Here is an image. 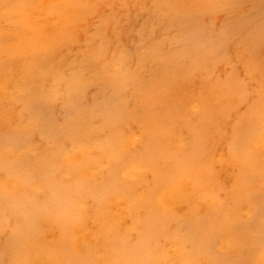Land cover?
<instances>
[{"label": "rangeland", "instance_id": "374dc122", "mask_svg": "<svg viewBox=\"0 0 264 264\" xmlns=\"http://www.w3.org/2000/svg\"><path fill=\"white\" fill-rule=\"evenodd\" d=\"M12 1L54 38L40 54L0 58V264H264V159L253 176L251 147H240L236 161L232 137L247 99L264 89V0ZM0 30L32 50L35 31L8 20ZM75 65L84 74L78 88L68 84ZM214 89L215 115L203 124Z\"/></svg>", "mask_w": 264, "mask_h": 264}, {"label": "bare ground", "instance_id": "6f19581e", "mask_svg": "<svg viewBox=\"0 0 264 264\" xmlns=\"http://www.w3.org/2000/svg\"><path fill=\"white\" fill-rule=\"evenodd\" d=\"M36 1H38V0H28V2L29 3H31V4H33V3H35ZM157 1V0H156ZM162 1V0H161ZM161 1H159V2H161ZM168 1V0H167ZM174 1V0H173ZM241 1V0H240ZM254 1V0H253ZM256 1V0H255ZM171 2H172V0H171ZM171 2H170V4H171ZM232 2V1H231ZM243 2V1H242ZM250 2H251V0H250ZM92 3V2H91ZM154 3V2H153ZM201 3V2H200ZM207 3H208V1H207ZM248 3V2H247ZM260 3H262V2H260ZM93 4V3H92ZM168 4V3H167ZM175 4V6H176V4L177 3H174ZM192 4V3H191ZM202 4V3H201ZM229 4H231V3H229ZM228 4V5H229ZM257 4V3H256ZM204 5H205V3H204ZM212 5V4H211ZM245 5V4H244ZM61 6V5H60ZM153 6V5H152ZM156 6H158V5H156ZM169 6V5H168ZM178 6V5H177ZM184 6V5H183ZM208 6H209V4H208ZM226 6V5H225ZM241 6V5H240ZM257 6V5H256ZM261 6V5H260ZM14 7H15V5H14V3H13V1L12 0H0V8H4V11L3 12H1L0 13V21H3V20H5V21H9L10 23H13L14 25H16V26H18V25H21L22 27H24L25 29L26 28H28V29H30L32 32H34L35 30L33 29L34 27H32L31 25H29L28 23H26V19H27V17H26V15L25 14H23L22 12H20L19 10H15L14 9ZM124 7V6H123ZM187 7V6H186ZM213 7V6H212ZM234 7V6H233ZM250 7V6H249ZM60 8V7H59ZM119 8V7H118ZM142 8H144V7H142ZM168 8V7H167ZM197 8H199L198 6H197ZM201 8H202V6H201ZM208 8V7H207ZM209 8H211V7H209ZM217 8V7H216ZM222 8V7H221ZM232 8V7H231ZM150 9V8H149ZM161 9V8H160ZM159 9V10H160ZM172 9V8H171ZM175 9V8H174ZM191 9V8H190ZM193 9V8H192ZM203 9V8H202ZM219 9V8H218ZM223 9L224 8H222L221 10L223 11ZM226 9V8H225ZM237 9V8H236ZM252 9V8H251ZM125 10V9H124ZM127 10V9H126ZM144 10V9H143ZM155 10H157V7H156V9ZM162 10H164L165 11V8L164 9H162ZM176 10V9H175ZM179 10V9H178ZM189 9H187V11H188ZM207 10V9H206ZM205 10V11H206ZM216 10V9H215ZM220 10V11H221ZM233 10H235V9H233ZM255 10V9H254ZM141 11V10H140ZM167 11V10H166ZM177 11V10H176ZM181 11V10H180ZM179 11V12H180ZM190 11V10H189ZM193 11V10H192ZM196 11V10H195ZM217 11H219V10H217ZM227 11V10H226ZM242 11V10H241ZM127 12V11H126ZM173 12H175V11H173ZM178 12V13H179ZM184 12V11H183ZM202 12H204V11H202ZM208 12H210V11H208ZM239 12V11H238ZM249 12V11H248ZM256 12V11H255ZM120 13V12H119ZM139 13V12H138ZM177 13V12H176ZM182 13V12H181ZM180 13V14H181ZM212 13V12H211ZM214 14H215V12H213ZM155 14V13H154ZM168 14V13H167ZM192 14V13H191ZM210 14V13H209ZM234 14V13H233ZM247 14V13H246ZM255 14V13H254ZM253 14V15H254ZM262 14V13H261ZM147 15V14H146ZM166 15V14H165ZM171 15V14H170ZM184 15H185V13H184ZM238 15V14H237ZM250 15V14H249ZM262 15H264V14H262ZM261 15V16H262ZM119 16V15H118ZM152 16V15H151ZM158 16H160V15H158ZM178 16V15H177ZM202 16V15H201ZM169 16H167V18H168ZM173 17H174V15H173ZM186 17H187V14H186ZM178 18H179V16H178ZM189 18V17H188ZM202 18V17H201ZM232 18V17H231ZM264 18V17H263ZM144 19V18H143ZM172 19V18H171ZM260 19V18H259ZM168 20V19H167ZM182 20V19H181ZM251 20H252V18H251ZM261 20V19H260ZM142 22H143V20H141ZM262 21V20H261ZM260 21V22H261ZM147 22V21H146ZM175 22V21H174ZM185 22V21H184ZM190 22V21H189ZM252 22V21H251ZM172 23H173V21H172ZM176 23V22H175ZM178 23V22H177ZM183 23V22H182ZM186 23V22H185ZM191 23V22H190ZM190 23H189V25H190ZM256 23V22H255ZM257 23H258V21H257ZM140 24V23H139ZM193 24V23H192ZM238 24V23H237ZM243 24H245V23H243ZM115 25V24H114ZM204 25V24H203ZM262 25V24H261ZM260 25V26H261ZM145 26V25H144ZM200 26V25H199ZM212 26V25H211ZM210 26V27H211ZM251 26V25H250ZM126 27V26H125ZM166 27H168V26H166ZM172 27V26H171ZM175 27V26H174ZM227 27V26H226ZM252 27V26H251ZM263 27V26H262ZM106 28V27H105ZM141 28V27H140ZM169 28V27H168ZM203 28V27H202ZM205 28V27H204ZM241 28V27H240ZM248 28V27H247ZM163 29V28H162ZM180 29V28H179ZM184 29V28H183ZM200 29H201V27H200ZM133 30H137V29H133ZM139 30V29H138ZM137 30V31H138ZM184 30H186V29H184ZM189 30V29H188ZM209 30V29H208ZM224 30V29H223ZM149 31V30H148ZM163 31V30H162ZM179 31V30H178ZM197 31V30H196ZM254 31V30H253ZM3 31H1L0 30V34L2 33ZM47 31H42V32H37V31H35V33H33V40H32V44H31V46H32V50H30L28 47H25V46H23L22 44L23 43H21V41L20 40H16V41H12V40H10V39H8V37H4L3 36V34H1L0 35V58H5V57H7V56H9V55H12L13 53H22L23 51H25L26 49H28V54L29 55H37V54H40L41 53V51H46L48 48H49V45H51V42H53V40H47L46 39V37H49V39L50 38H54V36H53V34L51 35V34H48V33H46ZM118 32V31H117ZM164 32V31H163ZM181 32H183V31H181ZM190 32H191V30H190ZM212 32V31H211ZM222 32V31H221ZM244 32V31H243ZM264 32V31H263ZM200 33H201V30H200ZM234 33V32H233ZM240 33V32H239ZM46 34H48V35H46ZM123 34H124V32H123ZM122 34V35H123ZM164 34V33H163ZM179 34H180V32H179ZM182 34V33H181ZM180 34V35H181ZM202 34V33H201ZM222 34H223V32H222ZM43 36V37H41V36ZM137 35V34H136ZM161 35H162V33H161ZM180 35H179V37H180ZM194 35V34H193ZM262 35H264V33L262 34ZM100 36H102V35H100ZM198 36V35H197ZM200 36V35H199ZM169 37V36H168ZM204 37V36H203ZM222 37V36H221ZM109 38V37H108ZM159 38H161V37H159ZM174 38V37H173ZM183 38V37H182ZM190 38V37H189ZM207 38V37H206ZM229 38V37H228ZM46 39V40H45ZM167 39V38H166ZM209 39V38H208ZM217 39V38H216ZM224 39V38H223ZM227 38H225V40H226ZM241 39V38H240ZM109 40V39H108ZM107 40V41H108ZM157 40H158V38H157ZM170 40H172V39H170ZM218 40H219V38H218ZM222 40V39H221ZM220 40V41H221ZM200 41H202V40H200ZM159 42H162V41H160L159 40ZM178 42V41H177ZM179 42H181V41H179ZM192 42V41H191ZM210 42V41H209ZM182 43H183V41H182ZM215 43V42H214ZM220 43V42H219ZM21 44V45H20ZM189 44V43H188ZM191 44V43H190ZM199 44V43H198ZM222 44V43H221ZM221 44H219V45H221ZM176 45V44H175ZM181 45V44H180ZM210 45V47L212 48V46H211V43L209 44ZM206 46V45H205ZM177 47H179V46H177ZM195 47V46H194ZM200 46H198V48H199ZM220 47H222V46H220ZM245 47V46H244ZM157 48V47H156ZM172 48V47H171ZM180 48V47H179ZM178 48V49H179ZM192 48V47H191ZM202 48V47H201ZM217 48V47H216ZM215 48V49H216ZM251 48V47H250ZM10 49H13V51H11L10 53H7V51L8 50H10ZM158 49V48H157ZM167 49V48H166ZM195 49V48H194ZM200 49V48H199ZM152 50H153V48H152ZM152 50H151V52H152ZM173 50V49H172ZM188 50V49H187ZM217 50V49H216ZM156 51H158V50H156ZM166 51V50H165ZM165 51H162V52H165ZM182 52L184 51V50H181ZM195 51V50H194ZM197 51V50H196ZM221 51V50H220ZM143 52V51H142ZM154 52H155V50H154ZM153 52V53H154ZM169 52V51H168ZM178 52V51H177ZM177 52H176V55H178L177 54ZM185 52V51H184ZM183 52V53H184ZM226 52V51H225ZM173 53V52H172ZM141 54V53H140ZM152 54V53H151ZM156 54V53H155ZM153 55V54H152ZM156 55H158V54H156ZM160 55V54H159ZM168 55V54H167ZM81 56V55H80ZM166 56V55H165ZM187 56V55H186ZM217 56V55H216ZM220 56V55H219ZM223 56L224 55H222V58H223ZM79 57V56H78ZM150 57V56H149ZM161 57V56H160ZM166 57H168V56H166ZM184 57V56H183ZM190 57V56H189ZM221 57V56H220ZM253 57V56H252ZM257 57V56H256ZM151 58V57H150ZM154 58V57H153ZM165 58V57H164ZM163 58V59H164ZM175 58V57H174ZM187 58V57H186ZM192 57H190V59H191ZM236 58V57H235ZM258 58V57H257ZM155 59V58H154ZM159 59V58H158ZM161 59H162V57H161ZM193 59H194V57H193ZM197 59V58H196ZM221 59V58H220ZM219 59V60H220ZM226 59V58H225ZM186 60H188V59H186ZM215 60V59H214ZM254 60V59H253ZM259 60V59H258ZM73 61V60H72ZM178 61V60H177ZM182 61V60H181ZM180 61V62H181ZM184 61V60H183ZM182 61V62H183ZM192 61H194V60H192ZM218 61V60H217ZM216 61V62H217ZM117 62V61H116ZM158 62H160V61H158ZM158 62H156V63H158ZM250 62V61H249ZM71 63V62H70ZM176 63H178V62H176ZM194 63V62H193ZM255 63V62H254ZM223 64H224V62H223ZM264 64V63H263ZM170 65V64H169ZM181 65H183V63H181ZM186 65V64H185ZM76 67H74V68H76V71H75V76L74 77H72V79H71V81H69L68 82V84H70V86L71 85H75V86H77V88H78V86L81 84L82 85V79L80 78L81 76H83L84 74H83V70L81 69L82 67H80V66H78V65H75ZM120 66V65H119ZM157 66V65H156ZM229 66H231V65H229ZM246 66V65H245ZM166 67V66H165ZM170 67V66H169ZM179 67H180V65H179ZM178 67V68H179ZM182 67V66H181ZM185 67V66H184ZM198 68H199V66H197ZM232 67V66H231ZM171 68V67H170ZM173 68V67H172ZM176 68V67H175ZM177 68V69H178ZM192 68H193V64H192ZM201 68H202V66H201ZM207 68V67H206ZM234 68V67H233ZM114 69V68H113ZM168 69V68H167ZM184 69V68H183ZM254 69V68H253ZM262 69V68H261ZM71 71H72V69H70ZM74 70V69H73ZM119 70V69H118ZM163 70V69H162ZM171 70V69H170ZM186 70H188V69H186ZM185 70V71H186ZM206 70V69H205ZM204 70V71H205ZM255 70H257V69H255ZM156 71V70H155ZM160 71V70H159ZM164 71V70H163ZM178 71H179V69H178ZM189 71V70H188ZM224 71H225V69H224ZM55 72H56V70H55ZM173 72V71H172ZM218 72V71H217ZM235 72H237V71H235ZM148 73V72H147ZM176 72H174L173 74H175ZM211 73H213V69H212V72ZM210 73V74H211ZM221 73H222V71H221ZM253 73H254V71H253ZM57 74H58V72H57ZM64 74V73H63ZM62 74V75H63ZM183 74V73H182ZM202 74H204V73H202ZM235 74V73H234ZM249 74V73H248ZM55 75H56V73H55ZM71 75V74H70ZM77 75V76H76ZM200 75V74H199ZM212 75V74H211ZM210 75V76H211ZM250 75V74H249ZM61 76V75H60ZM65 76H67V75H65ZM114 76V75H113ZM166 76V75H165ZM186 76V75H185ZM184 76V77H185ZM194 76V75H193ZM192 76V77H193ZM201 76V75H200ZM152 77V76H151ZM154 77V76H153ZM153 77L151 78V79H153ZM156 77V76H155ZM189 77V76H188ZM217 77V76H216ZM220 77V76H219ZM236 77V76H235ZM83 78V77H82ZM115 78V77H114ZM140 78V77H139ZM146 78V77H145ZM149 78V77H148ZM157 78V77H156ZM164 78V77H163ZM155 79V78H154ZM165 79V78H164ZM174 79L176 80L177 79V75L176 76H174ZM188 79H190V78H188ZM236 79V78H235ZM58 80V79H57ZM114 80V79H113ZM132 80V79H131ZM149 80V79H148ZM217 80V79H216ZM225 80V79H224ZM240 80V79H239ZM89 81V80H88ZM114 81H116V80H114ZM123 81V80H122ZM137 81V80H136ZM139 81V80H138ZM141 81V80H140ZM164 81V80H163ZM210 81V80H209ZM222 81V80H221ZM227 81V80H226ZM225 81V82H226ZM57 82V81H56ZM55 82V83H56ZM121 82V81H120ZM160 82V81H159ZM166 82H167V87H168V89H169V91L171 92V94H178L179 93V87L177 86V84H174L173 85V83L171 82V81H169V78L166 80ZM224 82V81H223ZM222 82V83H223ZM236 82V81H235ZM234 82V83H235ZM240 82H241V80H240ZM38 83H40V82H38ZM89 83V82H88ZM87 83V84H88ZM113 83V82H112ZM122 83V82H121ZM175 83V82H174ZM247 83H249L250 84V82H247ZM246 83V84H247ZM37 84V83H36ZM113 84H115V83H113ZM112 84V85H113ZM160 84V83H159ZM225 84V83H224ZM231 84V83H230ZM235 84H237V83H235ZM249 84H247V86L249 85ZM261 84H263V83H261ZM24 85V84H23ZM31 85H33V84H31ZM30 85V86H31ZM57 85V84H56ZM60 85V84H59ZM138 85V84H137ZM136 85V86H137ZM145 85V84H144ZM148 85V84H147ZM146 85V86H147ZM152 85H154V84H152ZM151 85V86H152ZM165 85V84H164ZM175 85L177 86V87H175ZM216 85V84H215ZM223 85V84H222ZM38 86V85H37ZM43 86V85H42ZM41 86V87H42ZM64 86V85H63ZM134 86V85H133ZM139 86V85H138ZM157 86V85H156ZM224 86V85H223ZM235 86V85H234ZM27 87V86H26ZM99 87V86H98ZM113 87V86H112ZM125 87V86H124ZM130 87V86H129ZM222 87V86H221ZM229 87V86H228ZM16 88V87H15ZM18 88H20V87H18ZM107 88V87H106ZM115 88V87H114ZM139 88V87H138ZM161 88V87H160ZM213 88V87H212ZM232 88V87H231ZM245 88H247V87H245ZM37 89V88H36ZM46 89V88H45ZM56 89V88H55ZM101 89V88H100ZM117 89V88H116ZM125 89H126V87H125ZM135 89H137V87L135 88ZM164 89V88H163ZM168 89H167V91H168ZM233 89V88H232ZM243 89V88H242ZM241 88L239 89V90H242ZM31 90V89H30ZM33 90V89H32ZM102 90V89H101ZM131 90V89H130ZM129 90V91H130ZM204 91L205 90H207V88L206 89H203ZM261 90V89H260ZM77 91V90H76ZM78 91H81V90H78ZM100 91V90H99ZM107 91V90H106ZM120 91V90H119ZM186 91H188V90H186ZM185 91V92H186ZM223 91V90H222ZM231 91V90H230ZM235 91V90H234ZM246 91H249V90H246ZM16 92H17V90H16ZM24 92V91H23ZM39 92V91H38ZM44 92H46V91H44ZM71 92V91H70ZM95 92H97V90L95 91ZM100 92H102V91H100ZM109 92V91H108ZM112 92V91H111ZM124 92V91H123ZM135 92H136V90H135ZM142 92V91H141ZM144 92V91H143ZM160 92H162V89H161V91ZM165 92V91H164ZM184 92V93H185ZM229 92V91H228ZM251 92V91H250ZM250 92H248V93H250ZM257 92V91H256ZM21 93V92H20ZM30 93H32L31 91H30ZM57 93V92H56ZM75 93V92H74ZM74 93H72V94H74ZM81 93V92H80ZM79 93V94H80ZM120 93V92H119ZM137 93V92H136ZM188 93V92H187ZM244 93V92H243ZM16 94V93H15ZM19 94V93H18ZM27 94V93H26ZM33 94H35V93H33ZM52 94V93H51ZM70 94V93H69ZM132 94V93H131ZM180 94H181V92H180ZM251 94H253V93H251ZM6 95V94H5ZM9 95H10V93H9ZM22 95V94H21ZM29 95V94H28ZM120 95V94H119ZM124 95V94H123ZM163 95V94H162ZM54 97H55V95H53ZM62 96V95H61ZM64 96H65V94H64ZM80 96V95H79ZM103 96V95H102ZM110 96V95H109ZM140 96H141V94H140ZM144 96V95H143ZM160 97H161V95H159ZM164 96V95H163ZM188 96V95H187ZM219 96H220V91L218 90V89H214L213 91H211L209 94H208V96H207V101H208V108L206 109V111H207V115L206 116H201V117H203V118H201V119H203L204 121H203V124H207L208 122H209V119L211 118V117H213V115H215V112H214V109H213V103H214V101L216 100L215 99V97L216 98H219ZM241 96V95H240ZM4 97V96H3ZM24 97V96H23ZM81 97V96H80ZM79 97V98H80ZM105 97V96H104ZM114 97V96H113ZM189 97V96H188ZM225 97V96H224ZM249 97V96H248ZM247 97V98H248ZM29 98V97H28ZM69 98V97H68ZM81 98H83V97H81ZM108 98V97H107ZM118 98V97H117ZM120 98V97H119ZM118 98V99H119ZM134 98V97H133ZM136 98V97H135ZM134 98V99H135ZM137 98H139V97H137ZM145 98V97H144ZM143 98V99H144ZM173 98V97H172ZM59 99V98H58ZM64 99V98H63ZM72 99L73 100H75L73 97H72ZM100 99V98H99ZM105 99H106V97H105ZM104 99V100H105ZM117 99V100H118ZM166 99V98H165ZM173 99H175V98H173ZM188 99V98H187ZM191 99V98H190ZM197 99V98H196ZM22 100V99H21ZM81 100V99H80ZM98 100V99H97ZM103 100V99H102ZM101 100V101H102ZM124 100H125V98H124ZM139 100V99H138ZM137 100V101H138ZM206 100V99H205ZM107 101V100H106ZM105 101V102H106ZM141 101H143V100H141ZM166 101V100H165ZM178 101H181V100H178ZM190 101V100H189ZM247 101H249L248 102V104H247V107H246V110H245V113L241 116V117H239L238 119H237V122L236 121H234L233 123V135H232V137L234 136V138H235V140L237 141V144H238V147L236 148L235 147V149H234V152H233V155H234V157L236 158V161H238V158H239V155L241 156L242 154L240 153V147H243V146H250L251 147V153H250V160H248L249 161V163H248V167H249V170H251V172H252V174H253V176L254 175H256L257 174V172H259V169L260 168H262L261 166H262V160L264 159V89L262 90V91H260V92H258V94H256L255 96H251V97H249V100L247 99ZM59 102V101H58ZM85 102V101H84ZM96 101H94V103H95ZM109 102H110V100H109ZM115 102V101H114ZM113 102V103H114ZM139 102V101H138ZM182 102V101H181ZM185 102V101H184ZM197 102V101H196ZM205 102V101H204ZM57 103V102H56ZM93 103V104H94ZM113 103H111L112 105H114ZM119 103V102H118ZM188 103H190V102H188ZM16 104V103H15ZM19 104V103H18ZM61 104V103H60ZM122 104H124V102L122 103ZM207 104V103H206ZM230 104V103H229ZM13 105V104H12ZM54 105V104H53ZM87 105V104H86ZM89 105V104H88ZM106 105V104H105ZM145 105V104H144ZM181 105H183V104H181ZM198 105V104H197ZM228 105V104H227ZM233 105H234V103L233 104H231V105H229V106H231V107H233ZM241 105H243V104H241ZM68 106H69V104H68ZM104 106V105H103ZM116 106V105H115ZM114 106V107H115ZM118 106H119V104H118ZM117 106V107H118ZM124 106V105H123ZM123 106H122V108H123ZM179 106V105H178ZM188 106V105H187ZM199 106V105H198ZM22 107H23V105H22ZM53 107H55V106H53ZM53 107H52V109H53ZM59 107V106H58ZM157 107V106H156ZM185 107V106H184ZM220 107H222V106H220ZM234 107H236L235 105H234ZM7 107H5V109H6ZM13 108V107H12ZM94 108V107H93ZM101 108V107H100ZM137 108V107H136ZM174 108V107H173ZM223 108V107H222ZM225 108H226V106H225ZM109 109V108H108ZM140 109V107L138 108V110ZM177 109V108H176ZM11 110V109H10ZM55 109H53V111H54ZM59 110V109H58ZM62 110V109H61ZM81 110V109H80ZM87 110V109H86ZM91 110V109H90ZM122 110V109H121ZM141 110V109H140ZM148 110V109H147ZM197 110H199V109H197ZM221 110V109H220ZM234 110V109H233ZM57 111V110H56ZM64 111H66V110H64ZM89 111V110H88ZM88 111H86V112H88ZM97 111V110H96ZM180 111V110H179ZM216 111H217V109H216ZM218 111H219V109H218ZM228 111H229V109H228ZM238 111H239V109H238ZM24 112V111H23ZM147 112V111H146ZM157 112V111H156ZM201 112V111H200ZM236 112V111H235ZM25 113V112H24ZM71 113V112H70ZM89 113V112H88ZM87 113V114H88ZM97 113V112H96ZM122 113V112H121ZM143 113H144V111H143ZM153 113V112H152ZM174 113V112H173ZM217 113H219V112H217ZM22 114V113H21ZM52 114H54V113H52ZM56 114V113H55ZM59 114V113H58ZM62 114V113H61ZM86 114V113H85ZM125 114V113H124ZM129 114V113H128ZM133 114V113H132ZM132 114H130V115H132ZM137 114H139V113H137ZM136 114V115H137ZM150 114V113H149ZM176 114V113H175ZM226 114H230L231 115V113H226ZM19 115V114H18ZM17 115V116H18ZM26 115V114H25ZM24 115V117H26ZM64 115V114H63ZM89 115V114H88ZM87 115V117L85 118V117H83V118H85V119H87L89 116ZM121 115V114H120ZM151 115V114H150ZM234 115V114H233ZM62 116V115H61ZM122 116V115H121ZM126 116H127V114H126ZM141 116V115H140ZM147 116H149V115H147ZM157 116H159L158 114H157ZM156 116V117H157ZM189 116H192V115H189ZM232 116V115H231ZM76 117V116H75ZM81 117V116H80ZM100 117V116H99ZM109 117V116H108ZM116 117V116H115ZM130 117V116H129ZM135 117V116H134ZM152 117V116H151ZM155 117V116H154ZM176 117H179V116H176ZM228 117V116H227ZM33 118H36V117H33ZM158 118V117H157ZM157 118H156V120H157ZM160 118V117H159ZM229 118V117H228ZM26 119V118H25ZM79 119V118H78ZM77 119V120H78ZM91 119V118H90ZM94 119V118H93ZM95 119H97V118H95ZM103 119V118H102ZM119 119V118H118ZM130 119H132V118H130ZM151 119V118H150ZM183 119V118H182ZM186 119V118H185ZM223 119H225V118H223ZM59 120V119H58ZM88 120V119H87ZM87 120H86V122H87ZM92 120V119H91ZM104 121H105V119H103ZM115 120H116V118H115ZM122 120V119H121ZM128 120V119H127ZM140 120V117H139V119H138V121ZM144 120V119H143ZM148 120V118H146V121ZM154 120V119H153ZM159 120V119H158ZM180 120H181V118H180ZM190 120V119H189ZM212 120V119H211ZM22 121H23V119H22ZM36 121V120H35ZM34 121V122H35ZM61 121V120H60ZM79 121V120H78ZM109 121H110V119H109ZM133 121V120H132ZM223 122H224V120H222ZM120 122V121H119ZM118 122V123H119ZM123 122V121H122ZM144 122V121H143ZM149 122V121H148ZM158 122V121H157ZM162 122H164V121H162ZM226 122V121H225ZM24 123V122H23ZM42 123V122H41ZM112 123V122H111ZM121 123V122H120ZM136 123V122H135ZM179 123V122H178ZM184 123V122H183ZM16 124V123H15ZM17 124H19V123H17ZM74 124V123H73ZM79 124H81V123H79ZM85 124V123H84ZM89 124L91 125V123L89 122ZM99 124V123H98ZM100 124H102V123H100ZM145 124V123H144ZM155 124H156V122H155ZM192 124V123H191ZM210 124V123H209ZM41 125H43V124H40V126ZM48 125V124H47ZM58 125H61V124H58ZM77 125V124H76ZM111 125V124H110ZM157 125V124H156ZM63 126V125H62ZM81 126V125H80ZM89 126V125H88ZM97 126V125H96ZM102 126V125H101ZM104 126V125H103ZM102 126V127H103ZM116 126V125H115ZM127 126V125H126ZM135 126H136V124H135ZM147 126V125H146ZM215 126V125H214ZM232 126V125H231ZM46 127V126H45ZM58 127V126H57ZM84 127V126H83ZM175 127H176V125H175ZM175 127H173V128H175ZM204 127V126H203ZM217 127L219 128V124L217 125ZM226 127V126H225ZM29 128V127H28ZM50 128V127H49ZM80 128V127H79ZM84 128H86V127H84ZM88 128V127H87ZM86 128V129H87ZM95 128V127H94ZM101 128V127H100ZM105 128V127H104ZM118 128V127H117ZM116 128V129H117ZM144 128V127H143ZM206 128V127H205ZM217 128V129H218ZM221 128V127H220ZM24 129V128H23ZM73 129V128H72ZM82 129V128H81ZM90 129V128H89ZM115 129V128H114ZM113 129V130H114ZM134 129H136V128H134ZM217 129H215V130H217ZM226 129V128H225ZM7 130V129H6ZM10 130V129H9ZM13 130V129H12ZM16 130V129H15ZM28 130V129H27ZM42 130V129H41ZM78 130V129H77ZM82 130H84V129H82ZM113 130H112V132H113ZM122 129H120V131H121ZM168 130H169V128H168ZM185 130V129H184ZM207 130V129H206ZM221 130H223V129H221ZM29 131V130H28ZM91 130H89V132H90ZM117 131H119V130H117ZM122 131H124V130H122ZM173 131H175V129L173 130ZM201 131H203V130H201ZM31 132V131H30ZM85 132H87V131H85ZM129 132V131H128ZM142 132H144V131H142ZM165 132V131H164ZM181 132V131H180ZM207 132V131H206ZM225 131H223V133H224ZM37 133H38V131H37ZM102 133H103V130H102ZM107 132H105L104 134H106ZM124 133V132H123ZM126 133V132H125ZM135 133V132H134ZM167 133H169V131H167ZM172 133V132H171ZM175 133V132H174ZM232 133V132H231ZM2 134V133H1ZM64 134V133H63ZM66 134V133H65ZM70 134V133H69ZM110 134H111V132H110ZM117 134V133H116ZM119 134H121V133H119ZM140 134V133H139ZM151 134V133H150ZM165 134V133H164ZM180 134V133H179ZM230 134V133H229ZM28 135V134H27ZM30 135V134H29ZM33 135V134H32ZM85 135V134H84ZM87 135H90L89 133L87 134ZM87 135H86V137H87ZM99 135V134H98ZM115 135V134H114ZM118 135V134H117ZM170 135V134H169ZM184 135V134H183ZM186 135V134H185ZM38 136V135H37ZM82 136V135H81ZM96 136V135H95ZM95 136H93V137H95ZM103 136V135H102ZM105 136V135H104ZM106 136H108V135H106ZM110 136V135H109ZM109 136H108V139H109ZM161 136V135H160ZM172 136V135H171ZM177 136V135H176ZM225 136V135H224ZM33 137H34V135H33ZM58 137V136H57ZM118 137H119V135H118ZM125 137V136H124ZM164 137V136H163ZM172 137H174V136H172ZM206 137V136H205ZM25 138V137H24ZM23 137L22 138H19V139H24ZM63 138V137H62ZM81 138V137H80ZM103 138V137H102ZM102 138H100V139H102ZM106 139H107V137H105ZM167 138V137H166ZM30 139V138H29ZM67 139V138H66ZM65 139V140H66ZM70 139V138H69ZM96 139H98V137L97 138H95V141H96ZM105 139V140H106ZM119 139V138H118ZM117 139V140H118ZM121 139V138H120ZM147 139V138H146ZM169 139V138H168ZM188 139V138H187ZM224 139V138H223ZM72 140V139H71ZM83 140V139H82ZM86 140V139H85ZM90 140V139H89ZM94 140V139H93ZM102 140H104V139H102ZM113 140V139H112ZM158 140V139H157ZM197 140V139H196ZM203 140H204V138H203ZM24 141H26V140H24ZM76 141V140H75ZM162 141V140H161ZM182 141V140H181ZM69 142V141H68ZM73 142V141H72ZM81 142V141H80ZM86 142V141H85ZM156 142V141H155ZM200 142V141H199ZM204 142V141H203ZM82 143H84V142H82ZM91 143V142H90ZM169 143V142H168ZM183 143V142H182ZM187 143V142H186ZM201 143V142H200ZM224 143V142H223ZM137 144V143H136ZM183 145V144H182ZM14 146H16V145H14ZM177 146V145H176ZM175 146V147H176ZM225 146V145H224ZM7 147V146H6ZM13 147V146H12ZM163 147V146H162ZM166 147V146H165ZM206 147V146H205ZM11 148V147H10ZM168 147H166V149H167ZM176 148H178V146L176 147ZM207 148V147H206ZM205 148V149H206ZM225 148V147H224ZM18 149V148H17ZM187 149V148H186ZM226 149V148H225ZM14 150H15V148H14ZM161 150H163V149H161ZM169 150V149H168ZM184 150V149H183ZM207 150V149H206ZM219 150V149H218ZM164 151V150H163ZM187 151V150H186ZM226 151V150H225ZM232 151V150H231ZM14 152V151H13ZM167 152V151H166ZM172 151L170 150V153H171ZM182 152V151H181ZM228 152V151H227ZM226 152V153H227ZM176 153V152H175ZM178 153V152H177ZM176 153V154H177ZM229 153V152H228ZM171 154H173V153H171ZM180 155V154H179ZM216 155V154H215ZM177 156H178V154H177ZM162 157V156H161ZM210 157V156H209ZM169 158V157H168ZM173 158H175V155H174V157ZM177 158V157H176ZM225 158V157H224ZM124 159V158H123ZM230 159V158H229ZM206 160H207V157H206ZM232 160V159H231ZM230 160V161H231ZM209 161V160H208ZM208 161H206V162H208ZM233 161V160H232ZM125 162V161H124ZM234 163H236V162H234ZM210 164V163H209ZM198 165V164H197ZM212 165V164H211ZM230 165V164H229ZM234 165V164H233ZM236 165V164H235ZM238 165V164H237ZM171 166V165H170ZM169 166V167H170ZM174 167V166H173ZM196 168V167H195ZM203 168V167H202ZM205 169L207 168V167H204ZM264 168V167H263ZM201 169V168H200ZM208 169H209V167H208ZM207 169V170H208ZM210 169H211V167H210ZM217 169V168H216ZM243 169V168H242ZM161 170V169H160ZM166 170V169H165ZM212 170V169H211ZM213 170H215L214 168H213ZM221 170V169H220ZM169 171V170H168ZM174 171V170H173ZM180 171V170H179ZM163 172H165V171H163ZM171 172V171H170ZM200 172V171H199ZM218 172V171H217ZM176 173V172H175ZM170 174V173H169ZM177 174V173H176ZM181 174H182V172H181ZM187 174V173H186ZM185 174V175H186ZM164 175V174H163ZM184 175V174H183ZM204 175V174H203ZM219 175V174H218ZM202 176V175H201ZM211 176V175H210ZM145 177H146V175H145ZM148 177V176H147ZM146 177V178H147ZM43 178V177H42ZM181 178V177H180ZM185 178H186V176H185ZM192 178V177H191ZM195 178V177H194ZM216 178V177H215ZM214 178V179H215ZM237 178V177H236ZM145 179V178H144ZM151 179H153L152 178V176H151ZM169 179V178H168ZM167 179V180H168ZM174 179V178H173ZM188 179V178H187ZM211 179V178H210ZM214 179H212V181L214 180ZM217 179V178H216ZM179 180V179H178ZM188 180H190V179H188ZM207 180H209V179H207ZM258 180H260V179H258ZM166 181V180H165ZM169 181V180H168ZM179 181H182V180H179ZM217 181V180H216ZM219 181V180H218ZM192 182V181H191ZM214 182V181H213ZM258 181H256V183H257ZM259 182H261V180L259 181ZM3 183H4V181H3ZM2 183V184H3ZM178 183V182H177ZM184 183V182H183ZM185 183H186V181H185ZM206 183H208V182H206ZM209 183H212V182H209ZM215 183V182H214ZM1 184V185H2ZM149 184V183H148ZM201 184V183H200ZM213 184V183H212ZM235 184V183H234ZM237 184V183H236ZM254 184V183H253ZM258 184V183H257ZM260 184V183H259ZM261 184H262V182H261ZM260 184V185H261ZM98 185V184H97ZM187 185L189 186V182L187 181ZM177 186H181L182 187V183H181V185H179V184H177ZM188 186H187V190L189 189L188 188ZM194 186V185H193ZM201 186V185H200ZM213 186V185H212ZM249 186H251L250 184H249ZM247 187V188H250V187ZM258 185H256V187H257ZM189 187H191V186H189ZM239 187V186H238ZM263 187V184H262V186L260 187V188H262ZM111 188V187H110ZM114 188V187H113ZM169 188V187H168ZM211 188V187H210ZM222 189H223V187H221ZM241 188V187H240ZM247 188H245V189H247ZM259 188V187H258ZM264 188V187H263ZM191 189V188H190ZM198 189V188H197ZM219 189V188H218ZM235 189H237V188H235ZM117 190V189H116ZM175 190H177V189H175ZM186 190V191H187ZM194 190H196V189H194ZM211 190V189H210ZM250 190L252 191V189L250 188ZM254 190H255V188H254ZM253 190V191H254ZM185 191V192H186ZM203 191V190H202ZM201 191V192H202ZM217 191H219V190H217ZM235 191V190H234ZM237 191V193H238V190H236ZM257 191V190H256ZM259 191V190H258ZM190 193H191V191H189ZM194 192H197V190L196 191H194ZM194 192H193V195L192 194H190V195H192V196H194ZM200 192V191H199ZM242 192H243V189H242ZM247 192H248V189H247ZM188 193V192H187ZM216 193V192H215ZM244 193V192H243ZM242 193V194H243ZM123 194V193H122ZM186 195V194H185ZM226 195V194H225ZM144 196V195H143ZM143 196H141V198L143 197ZM188 196H189V194H188ZM197 196H199V195H197ZM218 196V195H217ZM234 196V195H233ZM243 197V196H242ZM127 198V197H126ZM209 198V197H208ZM229 198V197H228ZM240 198H241V196H240ZM145 199V198H144ZM238 199H239V197H238ZM188 200V202L189 203H191V201L192 200H190L189 201V199H187ZM241 201V200H240ZM101 202V201H100ZM147 202V201H146ZM148 203H149V201H148ZM148 203H146V204H148ZM197 203V202H196ZM263 203H264V201H263ZM262 203V204H263ZM149 204H151V203H149ZM149 204H148V206H149ZM101 205H103V203L101 204ZM132 205V204H131ZM190 205V204H189ZM238 205V204H237ZM244 205V204H243ZM230 206V205H229ZM246 206V205H245ZM248 206V205H247ZM37 207V206H36ZM199 207H201V206H199ZM205 207V206H204ZM239 207V206H238ZM238 207H237V210H238ZM253 207V206H252ZM128 208V207H127ZM227 208V207H226ZM134 209V208H133ZM251 208H250V206H249V209L248 210H250ZM108 210V209H107ZM228 211H230V210H228ZM135 212V211H134ZM239 212V211H238ZM231 213V212H230ZM229 213V214H230ZM210 214V213H209ZM228 214V213H227ZM226 214V215H227ZM236 214V213H235ZM249 214H250V212H249ZM232 215V214H231ZM218 216V215H217ZM233 216H234V214H233ZM238 216H239V218H240V215L238 214ZM247 216V215H246ZM218 217H220V215L218 216ZM224 217V216H223ZM222 217V218H223ZM228 217V216H227ZM231 217V216H230ZM221 218V217H220ZM219 218V219H220ZM226 218V217H225ZM242 218V217H241ZM215 219H216V217H215ZM214 219V220H215ZM227 219V218H226ZM234 219V218H233ZM243 219V218H242ZM3 220V219H2ZM223 220V219H222ZM221 220V221H222ZM245 220H248V219H245ZM200 221V220H199ZM228 221H232V219H230V220H228ZM227 221V222H228ZM235 221H237V219L235 220ZM223 222V221H222ZM234 222V221H233ZM233 222H231V224L233 223ZM246 222H248V221H246ZM216 224H217V221L215 222ZM235 223V222H234ZM238 223V221L235 223V224H237ZM240 224H241V222H239ZM242 223H243V221H242ZM89 224V223H88ZM155 224V223H154ZM212 224L214 225V227H213V225H212V228H215V226H217L216 224H214L213 223V221H212ZM229 224V223H228ZM231 224H229L230 226H231ZM235 224H233V225H235ZM245 224V223H244ZM224 225V224H223ZM226 225V224H225ZM238 225V224H237ZM246 225V224H245ZM218 226H219V224H218ZM228 225H226L224 228H226ZM241 226V227H240ZM238 225V230H239V227H240V229H242L243 230V228H244V226L241 224V225ZM242 226H243V228H242ZM249 226H250V224H249ZM248 226V227H249ZM234 227H236V226H234ZM247 227V228H248ZM250 228H251V226H250ZM249 228V229H250ZM241 230V231H242ZM237 231V230H236ZM236 231H234V232H236ZM240 231V230H239ZM249 231V230H248ZM226 232V231H225ZM253 233V232H252ZM250 234V233H249ZM257 234V233H256ZM261 234H263V232L261 233ZM236 235H238V233L236 234ZM251 235V234H250ZM260 235V234H259ZM259 235H258V237H259ZM240 236V235H239ZM238 236V237H239ZM254 236V235H253ZM222 237V236H221ZM246 237V236H245ZM248 237V236H247ZM242 238L244 239V237L242 236ZM260 238H262V235H260ZM254 239V238H253ZM255 239H257V238H255ZM262 239H264V238H262ZM238 240H239V238H238ZM241 240V239H240ZM246 240V238L244 239V241ZM250 240H252V239H250ZM242 241V240H241ZM255 241V240H254ZM246 242H247V240H246ZM249 242V241H248ZM239 245H242V244H240L239 243ZM244 245H246V244H244ZM250 246V245H249ZM245 247V246H244ZM259 248H260V246H259Z\"/></svg>", "mask_w": 264, "mask_h": 264}]
</instances>
